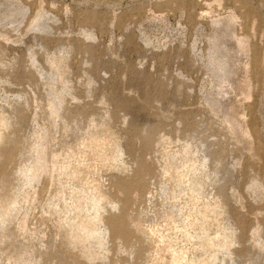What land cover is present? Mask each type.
<instances>
[{
  "label": "rangeland",
  "instance_id": "374dc122",
  "mask_svg": "<svg viewBox=\"0 0 264 264\" xmlns=\"http://www.w3.org/2000/svg\"><path fill=\"white\" fill-rule=\"evenodd\" d=\"M0 217V264H264V0H0Z\"/></svg>",
  "mask_w": 264,
  "mask_h": 264
},
{
  "label": "clouds",
  "instance_id": "9594fccd",
  "mask_svg": "<svg viewBox=\"0 0 264 264\" xmlns=\"http://www.w3.org/2000/svg\"><path fill=\"white\" fill-rule=\"evenodd\" d=\"M43 168H44V161L40 158L39 152L37 151L36 163L33 165L32 170L31 172H29L27 178H22L24 179L25 185H27L30 180L34 179L40 171H43ZM3 219H4L3 217H0V220Z\"/></svg>",
  "mask_w": 264,
  "mask_h": 264
},
{
  "label": "bare ground",
  "instance_id": "6f19581e",
  "mask_svg": "<svg viewBox=\"0 0 264 264\" xmlns=\"http://www.w3.org/2000/svg\"><path fill=\"white\" fill-rule=\"evenodd\" d=\"M244 46H245V45H244ZM242 94H243V93H242ZM240 103H241V102H240ZM232 114H233V113H232ZM228 116H229V115H228ZM235 117H236V116L234 115V119H235ZM229 118H230V117H229ZM230 119H232V118H230ZM236 124H237V123H236ZM233 126H234V125H233ZM177 257H178V256H177L176 254H173V255H172V262H173V263H176V262H177V260H178Z\"/></svg>",
  "mask_w": 264,
  "mask_h": 264
}]
</instances>
